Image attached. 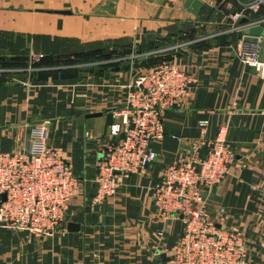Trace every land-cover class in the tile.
Here are the masks:
<instances>
[{"label": "crops", "instance_id": "crops-1", "mask_svg": "<svg viewBox=\"0 0 264 264\" xmlns=\"http://www.w3.org/2000/svg\"><path fill=\"white\" fill-rule=\"evenodd\" d=\"M250 2L0 0V152L26 149L31 129L43 123L50 143L81 177L53 233L33 236L0 222V264H164L184 220L157 214L151 185L193 146L204 153L218 133L235 159L207 192L210 214L223 207V227L245 239L246 264H264V77L238 57L254 35L236 34L247 25L264 28V2L255 9ZM232 12L247 22L232 20ZM126 36L139 52L164 51L190 75V93L179 107L163 111V138L152 143L155 159L92 204L111 113L124 106L123 85L134 74L119 61L96 62L92 50L97 41L124 47ZM159 39L171 42L153 47ZM37 53L43 58L35 64ZM259 56L264 61L261 48ZM91 112L101 114L86 116ZM200 119L208 121L203 134ZM69 221L78 228L69 229Z\"/></svg>", "mask_w": 264, "mask_h": 264}, {"label": "built area", "instance_id": "built-area-1", "mask_svg": "<svg viewBox=\"0 0 264 264\" xmlns=\"http://www.w3.org/2000/svg\"><path fill=\"white\" fill-rule=\"evenodd\" d=\"M261 2L264 0H251L248 8L255 9ZM239 15L232 12L231 19ZM263 39L261 34L254 35L238 51L239 59L262 77L264 61L259 53ZM42 56L34 54L32 61ZM190 81V75L175 61L162 59L123 85L124 106L112 110L109 138L96 160L92 204L113 195L125 177L143 171L155 159L152 143L163 138V111L183 103L190 93ZM207 122L198 121L202 134ZM85 135L89 132L85 131ZM30 136L26 149L0 152V222L42 236L59 229L81 177L74 173L61 148L50 143L45 124L34 126ZM234 156L223 133H218L204 153L199 152V145L193 146L183 159L165 166L152 183L151 197L157 214L184 220L164 264H246L242 233L223 227L226 210L218 207L211 216L207 203V192L229 173Z\"/></svg>", "mask_w": 264, "mask_h": 264}, {"label": "rangeland", "instance_id": "rangeland-1", "mask_svg": "<svg viewBox=\"0 0 264 264\" xmlns=\"http://www.w3.org/2000/svg\"><path fill=\"white\" fill-rule=\"evenodd\" d=\"M257 25H259V24H257ZM100 42L101 43L98 46L104 47V49L106 48V50H107L108 59H109L108 62L111 63V65H117V63L119 61V64L125 65L126 68L132 69V72L134 73L133 76L135 74L141 72V71H144L149 66L159 62V60L157 58L160 56H154V55H158L159 54L158 52L157 53H151L150 52L151 49L149 51H146V52H139L140 50L137 49L138 45H133V41H129L127 36L125 39L120 40V42H124V44H125V46L121 47V48H118L115 44H113L112 43L113 40H109V44H107L106 42H103V41H100ZM170 42H171V40L168 41L167 39L166 40L159 39V40L154 41L152 46L153 47L163 46V45L170 43ZM96 44L97 43H95V45ZM153 49H157V48H153ZM159 52L164 57L162 59H168L169 58V57L165 58V56L167 54L164 51L163 52L159 51ZM94 59L97 62V61L105 59V58H104V56L99 55V56H95ZM100 64H102L103 66H106L105 61H103V63H100ZM168 258H169V256H168Z\"/></svg>", "mask_w": 264, "mask_h": 264}, {"label": "water", "instance_id": "water-1", "mask_svg": "<svg viewBox=\"0 0 264 264\" xmlns=\"http://www.w3.org/2000/svg\"><path fill=\"white\" fill-rule=\"evenodd\" d=\"M247 20L248 19L246 17L242 16V17H239L237 19V22L238 23H243V22H247ZM241 33H247V34H250V35L261 34L263 36V38H264V28H262L260 25H257V24L247 25V26L243 27L241 30H238L236 34L239 37ZM261 52L263 54V59H264V44L261 47ZM100 114H101V112H91V113H87L86 116H96V115H100ZM1 197H2V199H4L5 198V194L3 193L1 195ZM67 226H68L69 229L73 230V229H77L79 224L76 223V222H73V221H69V222H67ZM161 256L165 257L164 253H162ZM165 258L168 259L167 256Z\"/></svg>", "mask_w": 264, "mask_h": 264}, {"label": "trees", "instance_id": "trees-1", "mask_svg": "<svg viewBox=\"0 0 264 264\" xmlns=\"http://www.w3.org/2000/svg\"><path fill=\"white\" fill-rule=\"evenodd\" d=\"M95 43H97V44L94 46V48H93V50H92V54H93V56L95 57V56H99V55H101V56H104L105 59H108V54H107V50H106V48L104 49V47L98 46V45L101 43L100 41H97V42H95ZM154 56H160V57L157 58L159 61H160L162 58H164L162 54H158V55H154ZM42 58H43V56H42L37 62H34V63H35V64H36V63H37V64L40 63ZM165 58H168V57L165 56Z\"/></svg>", "mask_w": 264, "mask_h": 264}]
</instances>
